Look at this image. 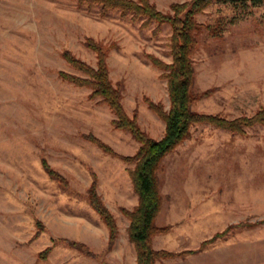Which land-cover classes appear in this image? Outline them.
<instances>
[{
	"label": "rangeland",
	"instance_id": "374dc122",
	"mask_svg": "<svg viewBox=\"0 0 264 264\" xmlns=\"http://www.w3.org/2000/svg\"><path fill=\"white\" fill-rule=\"evenodd\" d=\"M150 1L170 12L187 0ZM195 20L192 108L253 117L264 107V0H213ZM172 34L169 23L80 0H0V264H131L135 254L137 261L123 211L138 203L129 172L135 163L122 156L140 142L114 125L102 97L60 72L83 75L65 50L96 66L87 40L103 45L127 114L161 138L165 121L149 100L168 110L170 97L165 70L151 58L172 61ZM243 130L194 124L161 160L155 223L165 231L154 247L179 252L207 241L161 264H264V124ZM94 182L118 226L111 246L89 200Z\"/></svg>",
	"mask_w": 264,
	"mask_h": 264
},
{
	"label": "trees",
	"instance_id": "16d2710c",
	"mask_svg": "<svg viewBox=\"0 0 264 264\" xmlns=\"http://www.w3.org/2000/svg\"><path fill=\"white\" fill-rule=\"evenodd\" d=\"M90 4H100L104 10L118 9L123 14L133 13L134 18L145 16L148 21L155 20L159 23H169L173 28L171 37L172 61L169 63L152 56V62L165 70L170 107L165 110L160 103L149 100L151 108L165 121V132L161 138H154L145 132L137 122L136 117L127 114L122 104L121 87L114 86L107 65V48L88 38L87 44L97 52V65L92 66L77 58L69 50L63 53L64 58L77 68L83 75H75L61 71L63 78L81 86L92 89V97H102L116 118L113 123L116 127L126 129L132 133L140 146L135 154L122 156L128 162H134V167L129 170L133 186L138 194V203L133 209L123 211L129 218L128 234L134 243L137 252V264H156L164 257L195 253L207 244L202 242L196 249H185L179 252L165 249H156L153 245L155 234L165 231L155 223L162 206V196L159 190L157 169L163 157L171 152L178 144L190 136V129L197 123H210L230 131L244 132V124H264V107L253 117H239L226 119L218 114L195 111L192 103L195 94L192 91L194 82V65L191 59V48L194 42L193 31L199 27L195 14L203 11L213 0H187L181 3H172L171 11L159 10L150 0H80ZM259 0H255L257 4ZM105 151L116 154L112 148L96 137L90 136ZM45 168L51 175L57 173L43 160ZM89 200L94 209L101 215L109 229V246L118 234L116 219L109 208L103 203L96 191L95 182L89 190ZM78 246V243H74ZM81 245V244H80ZM79 245V246H80Z\"/></svg>",
	"mask_w": 264,
	"mask_h": 264
},
{
	"label": "crops",
	"instance_id": "0c3cea01",
	"mask_svg": "<svg viewBox=\"0 0 264 264\" xmlns=\"http://www.w3.org/2000/svg\"><path fill=\"white\" fill-rule=\"evenodd\" d=\"M136 252V251H135ZM201 252H199V253H197L196 255H192V254H190V255H187V256H190V258L191 257H194V256H201ZM131 264H137V261H136V254H135V257H132V259H131ZM156 264H161V262H160V260H157L156 261Z\"/></svg>",
	"mask_w": 264,
	"mask_h": 264
}]
</instances>
